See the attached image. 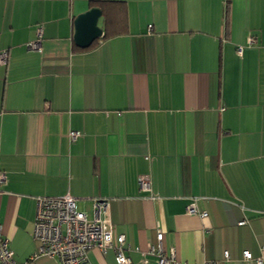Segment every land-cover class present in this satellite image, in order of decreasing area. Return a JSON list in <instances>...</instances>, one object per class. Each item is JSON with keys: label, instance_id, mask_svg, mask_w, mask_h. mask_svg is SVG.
Masks as SVG:
<instances>
[{"label": "crops", "instance_id": "crops-1", "mask_svg": "<svg viewBox=\"0 0 264 264\" xmlns=\"http://www.w3.org/2000/svg\"><path fill=\"white\" fill-rule=\"evenodd\" d=\"M94 6L103 36L81 49L74 20ZM2 52L0 225L17 263L38 249L37 200L71 196L89 218L110 202L132 264H156L159 231L187 264H264V0H0Z\"/></svg>", "mask_w": 264, "mask_h": 264}, {"label": "built area", "instance_id": "built-area-1", "mask_svg": "<svg viewBox=\"0 0 264 264\" xmlns=\"http://www.w3.org/2000/svg\"><path fill=\"white\" fill-rule=\"evenodd\" d=\"M253 38L249 43H253ZM31 50L40 51L39 43L29 45ZM9 55L0 53V63L6 64ZM79 137L78 132L70 133V140L75 141ZM3 176L0 175V184ZM140 186L144 191H150V183L141 180ZM93 216L89 218L77 208L75 198L64 196L58 198H40L37 200V214L33 237L38 242L37 251L24 263H17L9 248V241L3 235L0 225V264H37L41 257L55 259L59 264H86L88 253L97 250L106 253L112 250L115 253L117 264H132L126 256V238L124 235L113 240L112 226L109 220L103 218L110 208V202L105 199H97L93 205ZM189 215L206 217V213H198L194 206H189ZM246 222H241L244 225ZM158 246H149L148 255L156 257V264H187L178 260L176 252L172 249L166 255L162 248L163 233L158 232ZM264 250V248H262ZM225 260L229 254H224ZM245 259L250 261L252 254L246 253ZM262 264V260H258ZM205 264H222L220 261L206 262Z\"/></svg>", "mask_w": 264, "mask_h": 264}, {"label": "water", "instance_id": "water-1", "mask_svg": "<svg viewBox=\"0 0 264 264\" xmlns=\"http://www.w3.org/2000/svg\"><path fill=\"white\" fill-rule=\"evenodd\" d=\"M101 17V8L94 6L75 18L73 40L77 47L81 49L90 48L102 38L103 30L98 25Z\"/></svg>", "mask_w": 264, "mask_h": 264}, {"label": "trees", "instance_id": "trees-1", "mask_svg": "<svg viewBox=\"0 0 264 264\" xmlns=\"http://www.w3.org/2000/svg\"><path fill=\"white\" fill-rule=\"evenodd\" d=\"M101 1V0H98V2ZM104 1V0H103Z\"/></svg>", "mask_w": 264, "mask_h": 264}]
</instances>
